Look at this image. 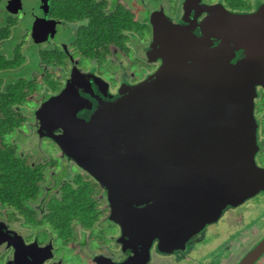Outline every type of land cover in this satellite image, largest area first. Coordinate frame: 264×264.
Segmentation results:
<instances>
[{
    "label": "water",
    "instance_id": "obj_1",
    "mask_svg": "<svg viewBox=\"0 0 264 264\" xmlns=\"http://www.w3.org/2000/svg\"><path fill=\"white\" fill-rule=\"evenodd\" d=\"M151 23L147 57L158 39L163 45L156 71L121 84L117 98L100 102L87 119L78 112L88 101L70 78L35 114L39 136L103 188L118 241L133 250L119 263L97 256L99 264H147L153 242L160 250L182 247L227 204L264 190V169L254 162L252 89L227 71L234 47L222 41L211 48V34L198 38L187 27L158 33ZM1 231L0 243L13 249L5 264H43L48 255L26 257L35 240L26 245L16 232ZM263 251L264 237L239 264Z\"/></svg>",
    "mask_w": 264,
    "mask_h": 264
},
{
    "label": "flooded vegetation",
    "instance_id": "obj_2",
    "mask_svg": "<svg viewBox=\"0 0 264 264\" xmlns=\"http://www.w3.org/2000/svg\"><path fill=\"white\" fill-rule=\"evenodd\" d=\"M59 1L39 0L34 7L30 8L32 9L30 11L24 10V7L21 8V5L19 6L17 3L18 0H4L2 4L3 9H5L3 14H6L7 17L4 23L0 25V31L3 30L7 35L0 38V47H2L3 43L10 40L13 34L16 35V31H18L21 42L20 40L17 42L13 47L12 56L9 57L12 58L17 51L21 59L17 67L21 65L23 67L25 64L23 58L26 56L23 53L24 48L29 44L33 45L37 56L38 63L36 65L38 69L33 70L29 77L31 76L30 78L36 81L35 83L39 86V89L36 93L27 96V100L32 103L35 102L36 106L31 110L30 116L25 114L27 118L26 124H28L27 122L30 119L35 121L33 126L35 135L38 134V121L35 117L36 110L50 96L63 90L70 78L73 81L72 86L78 87L80 94L88 101L85 107L78 112V116L87 119L94 109L99 106L100 102L112 101L117 98L118 88L121 84L137 83L156 71L162 65L158 49L163 47V45L159 39L155 43L153 50L151 49L150 58L146 55V51L149 50L153 40V26L151 23V18H153L154 24L158 26L156 29L158 33L162 32L163 29L167 31V29L163 28L165 25L170 28H172V25H176L181 27L180 29H186L187 27L198 38H203L204 33L206 35L211 34L207 38L211 41V48L218 47L222 41L228 42L231 48L234 47L232 57L229 60L231 68H227V71H231L229 73L230 80H233V76L237 77L240 75L242 85L252 89V116L254 118L257 145L254 162L257 167L264 169V0H161L159 4L157 3L152 8L148 6V41L143 60L145 62L142 65L146 71L144 73L145 77L139 79L132 73L135 76L134 78H136L132 79V81L127 78V73L124 72L128 69L129 63L127 66L124 64L123 72H121L123 65L120 66L118 64L120 71L118 67L114 69L107 67L106 70L113 72V74L103 69L106 67H104L106 60L109 59L107 57L109 53L114 58L117 56L114 54L116 52L117 54L126 55L118 47L114 46L117 50L111 52L110 46L108 53L103 52L107 55H105L102 63L88 59L85 67L81 64L83 58L79 55L75 45L79 21L60 16ZM107 1L110 4V1ZM26 16V25L24 23L26 29L23 30V18H26ZM141 21L144 22V20ZM80 22L85 23L83 19ZM204 23L207 24L206 27H204ZM64 29L70 30V40L68 41L57 39L56 37V34ZM134 34L136 35V33L132 32L128 34L129 41L135 37ZM43 54L49 55V62L46 61L47 57L43 56ZM0 55L6 59L9 58L1 50ZM99 65L102 67V72L98 69ZM36 73L41 75V81L35 76ZM47 75L55 82V88H50L49 84L46 83V79H49ZM5 77L8 78L10 76ZM237 79L239 80V78ZM87 85L90 86V91ZM21 132L23 131L10 133L8 142L14 147L17 146V152L20 155H24L20 152L21 145L17 142L21 140ZM14 133H16V136L13 137ZM42 138L51 141L48 137L44 136ZM54 145L61 152L57 145ZM61 156L67 159L62 152ZM49 191L46 192L49 193ZM102 194L103 197H106L104 192ZM36 202L32 205L36 206L40 211V204H36ZM257 208L263 209L264 213V190L235 205L227 204L213 221L207 222L202 229L189 237L182 247L160 250L158 243L153 242L148 249L147 264H239L264 237V225L260 229L255 227V215L258 212L254 210ZM0 221L6 225V227L2 228L5 234L0 229L2 235H7V233L10 234L11 231H14L22 237L26 245H30L34 240L37 242V246H25L26 257L30 258L31 254L36 257L48 255L43 264H67L64 262V258L55 256V238L49 232H45L43 228L40 229V232H35V228L25 225L22 220L18 219L17 221L21 224V227L28 229L27 232L23 233L11 227V223L17 221L9 222L5 219V215L0 216ZM112 224L116 227V232H113L110 236L103 233L104 238L113 241L111 246L106 245L104 238L99 239L97 236L90 243L86 241L80 242L78 238L73 242L67 243L65 247L68 248V256L71 255V250L72 252H79V258L76 260L72 259L68 264H99L95 261L97 256L110 258L111 261L116 263L125 260L133 250L129 247V244H125L124 247L123 243L118 241L120 229L113 222ZM96 225L98 226L96 228L99 229L100 224ZM78 232L80 235L82 234L81 231L78 230ZM85 232L87 235L88 232ZM95 233L98 235V231ZM86 237L83 239L86 240ZM209 238L212 239L211 245L225 244L222 248L226 249V255L222 260L218 259L216 261V256L213 257L214 262L209 260L211 254L208 255L204 249L205 245L208 244ZM236 240L243 242H237L236 248H234L232 246ZM73 244L78 247L75 249V245L72 246ZM0 247L3 248L2 254H0V264H5L13 258V249L11 246H7L6 242L0 243ZM198 248H200V251ZM202 250L204 251L202 252ZM89 257L90 261L86 262ZM250 264H264V251L251 259Z\"/></svg>",
    "mask_w": 264,
    "mask_h": 264
},
{
    "label": "trees",
    "instance_id": "obj_3",
    "mask_svg": "<svg viewBox=\"0 0 264 264\" xmlns=\"http://www.w3.org/2000/svg\"><path fill=\"white\" fill-rule=\"evenodd\" d=\"M59 2L60 16L79 21L75 40L79 55L98 63L105 59L110 46L118 47L128 54V34L136 33V37L140 38L146 28L145 24H148V16L144 18V22L140 21L135 18L132 10L118 0L110 2L111 4L107 0ZM81 19L85 23H81ZM6 35L3 30L0 31V38ZM43 56L49 62V55ZM20 61L17 51L12 58L6 59L0 55V216L5 215L9 222L20 219L25 225L39 230L46 228L55 241L58 239L64 245L77 240L78 230L82 232L80 237L83 238L87 236L85 231L88 230L90 242L95 236L102 239L95 230L104 213L100 207L104 190L85 172L59 179L55 186L57 193H48L42 199L40 211L32 205L42 194L46 168L57 163L53 160L45 163L30 162L28 156L20 155L17 146L8 142L7 136L10 133L28 125L25 123L26 109L22 106L27 103V96L39 89L31 76L18 77L15 81L4 80V76L9 75L6 70L18 66ZM46 81L50 88H55V82L51 78ZM104 200L107 203L106 198Z\"/></svg>",
    "mask_w": 264,
    "mask_h": 264
},
{
    "label": "rangeland",
    "instance_id": "obj_4",
    "mask_svg": "<svg viewBox=\"0 0 264 264\" xmlns=\"http://www.w3.org/2000/svg\"><path fill=\"white\" fill-rule=\"evenodd\" d=\"M3 1L4 0H0V25L4 23L5 18L7 17L6 14H3L5 12V9H3ZM39 0H18V5L23 8L24 10L26 9L27 11H30L32 9V7L35 6V4L38 2ZM111 3L114 0H109ZM119 2H121L122 4H125V6L129 9L132 10V12L135 14V18L141 20H144V18L148 13V6L150 8H152L153 6H156L157 3L159 4L161 0H118ZM110 3V4H111ZM170 7V5H169ZM173 10V8H172ZM172 12V11H171ZM23 17V16H20ZM23 24H22V28L23 30L26 29V27L24 26L25 21H27V16L26 18H23ZM26 25V23H25ZM148 24H145L146 28H144L143 32H142V36L139 38V36L136 37L135 35V39L132 38L131 41H128V47L130 49V51H128V54H116L117 56H115L116 58L113 57V55L111 53L108 54V60H106V64H104L103 68L105 71H108L110 73L113 74V72L106 70L107 67L114 69V68H119L118 65L122 66L121 72L124 71V64L127 66L128 63V69H126L124 72L127 73V78L132 81V79H136L134 78L135 76L139 77V79L144 78L145 76V69L143 63L145 61L144 57H145V51L147 49V41H148ZM57 39H64L66 41L70 40V30H61L60 32H58V34H56ZM73 38V37H72ZM20 40L21 42V37H19V33L18 31H16V35L13 34L12 38L10 40H8L7 42L2 44V47H0V50L5 53L6 57L12 56V50L13 47L17 44V42ZM30 47V48H29ZM111 52L117 50L114 46H111ZM29 52V53H28ZM33 52V53H32ZM24 55H26V59L24 57V66L22 67V65L20 67L16 68L14 67L13 69L8 70V74L10 77L6 78L7 79H12L15 81V79L18 76H24V77H29V75H31L30 73L33 70H37V65H35L37 62V56L35 55V51H34V47L31 46V44H29L26 48H24ZM131 59H129V58ZM83 58V61L81 64H83V66L85 67L86 63L88 62L87 58ZM109 62V63H108ZM115 65H112V64ZM121 63V64H119ZM118 64V65H117ZM135 65V66H134ZM22 67V68H21ZM130 67V69H129ZM98 69L100 70V72H102V67L101 65L98 66ZM30 71V72H29ZM120 71V68H119ZM29 72V73H28ZM132 73L135 75H132ZM111 74V75H112ZM142 75V76H141ZM35 76L38 78L39 81H41V75L36 73ZM141 76V77H140ZM27 104V105H26ZM25 104L26 108V115L30 116V112L31 110H33V108L36 106L35 102H30L27 101V103ZM28 106V107H26ZM27 126H23L19 129H17L16 131H23L21 132L20 141H17L20 145V152L26 156H28L29 161L30 162H42L45 163L47 161H54V163H57V165L53 166V167H48L45 170V181L43 183V191L42 194L40 195L38 201L36 202V204H40L42 199L45 198L48 193L46 191H49L50 193H57V188H55L56 183L59 181V179L63 178L66 179V177L70 176V174H74L77 172H83L82 170H80L79 168H77V166L75 165V163L71 160L65 159L63 158V156H61V152H59L56 148V146L54 145L55 143L49 140H44V138H41L39 136V134L35 135V129H34V124L35 121L32 119H30L28 122ZM16 133H14V135H12L13 137L16 136ZM8 139V136H7ZM12 139V138H11ZM52 193V194H53ZM105 197H103L102 202L100 203V207L104 210V213L101 215V218L99 219V221L97 222V224L99 223L100 227L99 229L96 228L97 230H95V232H98V235L103 236V233L108 234V236H110L111 234H113V232H116V227H114V225L112 224V221H110L108 219V214H109V207L107 205V203L104 200ZM36 207V206H35ZM37 208V207H36ZM255 212H258L255 217H256V221H255V227L256 229H260V227H263L264 225V213H263V209L261 208H257L254 210ZM260 214V215H258ZM254 221V220H253ZM11 227L13 229H15L16 231H22L23 233L27 232L28 229L21 227V224L17 221L15 223H11ZM96 227H98L96 225ZM35 232H40L39 228H35L34 229ZM45 232H49L51 235L52 233L50 231H48V229L45 228ZM87 232H89L87 230ZM47 234V235H50ZM80 234L79 232H77V238L78 241L83 242V236H81L79 238ZM106 245L107 246H111L113 242L111 239H107L104 238ZM244 240V239H243ZM77 241V242H78ZM211 241L212 239L209 238L208 240V244L205 245L204 249L206 250V252L209 254H211L209 260L212 262H214L213 257L216 256V261L218 259H223L226 255V249L222 248V246H225L224 243L220 244V245H211ZM86 242L90 243V238L88 237L87 234V238H86ZM92 242V240H91ZM237 242H243V241H235L234 245L232 247L236 248V244ZM55 243V256H60L61 258H64V262H66L68 264V262H70L72 259H78L79 258V252H72L71 250V255L68 256V248H66L64 244H62L61 241H59L58 239H56V241H54ZM75 244H73L72 246H74ZM231 246V245H229ZM78 246L75 245L74 248L76 249ZM207 247V248H206ZM84 248V247H82ZM202 249V248H201ZM197 250V249H196ZM198 250L200 251V248H198ZM3 248L0 247V254H2ZM204 250H202L203 252ZM85 252V251H84ZM205 252V253H206ZM81 259V257H80ZM90 261V257L87 258L86 262ZM215 261V263H216ZM90 264V263H89Z\"/></svg>",
    "mask_w": 264,
    "mask_h": 264
},
{
    "label": "bare ground",
    "instance_id": "obj_5",
    "mask_svg": "<svg viewBox=\"0 0 264 264\" xmlns=\"http://www.w3.org/2000/svg\"><path fill=\"white\" fill-rule=\"evenodd\" d=\"M24 35V34H23ZM249 36V35H248ZM33 46V45H32ZM30 48V47H29ZM35 51V50H34ZM29 53V52H28ZM33 53V52H32ZM2 56V55H1ZM22 57H24V56H22ZM24 59V58H23ZM18 60V59H17ZM6 61V60H5ZM3 64V63H2ZM5 64V63H4ZM91 64V63H90ZM36 65V64H35ZM64 68V67H63Z\"/></svg>",
    "mask_w": 264,
    "mask_h": 264
}]
</instances>
